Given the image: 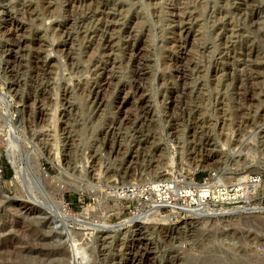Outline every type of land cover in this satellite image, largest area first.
<instances>
[{
    "label": "rangeland",
    "instance_id": "374dc122",
    "mask_svg": "<svg viewBox=\"0 0 264 264\" xmlns=\"http://www.w3.org/2000/svg\"><path fill=\"white\" fill-rule=\"evenodd\" d=\"M0 264H264V0H0Z\"/></svg>",
    "mask_w": 264,
    "mask_h": 264
},
{
    "label": "built area",
    "instance_id": "2783aa9c",
    "mask_svg": "<svg viewBox=\"0 0 264 264\" xmlns=\"http://www.w3.org/2000/svg\"><path fill=\"white\" fill-rule=\"evenodd\" d=\"M193 182V186L197 185L195 181ZM132 185L135 187L131 189L130 187ZM187 185V178L179 174L167 180H150L129 184L128 186H125L127 187L126 191H129L127 192V197H124L123 194L122 195L123 199L125 198L131 202L137 201L138 203H142V209H157L160 214L167 212L171 213L172 216L176 213L189 214L187 211L197 208L199 203L196 201L190 202L187 197L183 195L188 189ZM133 190H139L138 198H133ZM129 195H131V197H129ZM192 197H194L195 200L197 199V195L195 193ZM204 200L207 204L209 201L213 203H222L220 201L211 199L209 193L208 196L204 198Z\"/></svg>",
    "mask_w": 264,
    "mask_h": 264
},
{
    "label": "bare ground",
    "instance_id": "6f19581e",
    "mask_svg": "<svg viewBox=\"0 0 264 264\" xmlns=\"http://www.w3.org/2000/svg\"><path fill=\"white\" fill-rule=\"evenodd\" d=\"M183 33H185L184 31H183ZM109 38V37H108ZM88 40V39H87ZM109 47H112V46H109ZM107 51V50H106ZM184 52V51H183ZM186 52H187V50H186ZM138 53V52H137ZM188 53V52H187ZM131 55V54H130ZM138 55V54H137ZM183 55V54H182ZM185 55H187V54H185ZM184 55V56H185ZM189 55V54H188ZM187 55V56H188ZM104 90V89H103ZM101 93V92H100ZM95 97H98L99 96V92L97 91L96 93H95ZM13 155V154H12ZM14 157V156H13ZM10 160V163H11V165L13 166V168H14V170H15V176H17V177H19V179L21 178V174H23L22 173V168L15 162V160H13V159H9ZM37 168H39V167H37ZM39 170V173H41L42 172V170H41V168H39L38 169ZM38 172V171H37ZM16 178V177H15ZM212 188V187H211ZM244 188V187H243ZM242 193H243V191H241ZM196 194L197 195V199L195 200V198L194 197H192L193 196V194ZM208 193L210 194V189H209V187L208 186H194V187H192L191 188V190H189V191H185V194H183L185 197H187V199L190 201V202H193V201H196L197 203H199V207L197 208V209H201V207L203 208V206H200L201 204H203V205H205L204 204V198L205 197H207L208 196ZM216 193V192H215ZM219 193H221V192H219ZM223 196H224V194H222ZM227 195V194H226ZM210 196H211V199H213V200H215V199H219V200H222V201H220V202H223V201H236V199L238 200L239 199V197H242V196H240V194H236L235 196H234V198H229L228 199V197L227 198H223V197H221L220 196V194L218 195V196H214V194H212V191H211V194H210ZM222 198V199H221ZM218 200V201H219ZM203 202V203H202ZM229 202V203H230ZM233 204V203H232ZM200 210H193V213H197V212H199ZM203 213H204V211H202ZM61 217V216H60ZM63 217H66L65 215H63ZM144 219L145 218H141V217H139V216H137V217H134V218H132V219H130V220H128V221H126V222H124L125 224H131V225H140V224H143L144 222ZM124 224V225H125ZM141 226V225H140ZM139 227V226H138ZM140 228V227H139Z\"/></svg>",
    "mask_w": 264,
    "mask_h": 264
}]
</instances>
